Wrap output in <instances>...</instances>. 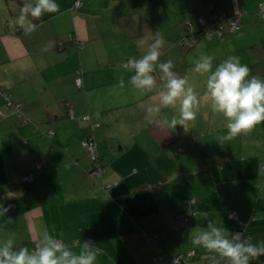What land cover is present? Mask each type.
Returning a JSON list of instances; mask_svg holds the SVG:
<instances>
[{"label":"crops","instance_id":"1","mask_svg":"<svg viewBox=\"0 0 264 264\" xmlns=\"http://www.w3.org/2000/svg\"><path fill=\"white\" fill-rule=\"evenodd\" d=\"M56 2L59 12L29 17L37 25L29 34L15 23L25 2L0 0V87L21 110L0 96V204L11 206L0 218V240L33 249L47 229L74 251L90 242L98 264H150L146 236H153L164 258L207 262L220 257L191 238L211 219L264 243V122L224 140L227 121L204 96L207 74L194 70L202 55L214 56V66L235 56L264 78V18L257 15L264 0H82L75 12L74 0ZM207 8L242 14L240 29L230 33L223 24L222 35L197 34L184 45L188 23ZM161 37L160 62L171 60L200 94L186 131L169 130L159 118L178 114L179 105L147 112L163 85L159 68L157 88L143 93L122 67ZM88 138L104 163L99 178L90 175ZM187 199L195 213L183 230Z\"/></svg>","mask_w":264,"mask_h":264},{"label":"clouds","instance_id":"2","mask_svg":"<svg viewBox=\"0 0 264 264\" xmlns=\"http://www.w3.org/2000/svg\"><path fill=\"white\" fill-rule=\"evenodd\" d=\"M59 11L56 0H26L15 23L30 34L36 31L37 25L29 17L38 19L45 13ZM146 43L145 39L138 42L139 45ZM164 44L162 37L156 38L139 59L129 60L126 67L132 70L131 84L143 93H150L157 88L154 72L159 68L163 85L147 112L159 115L162 108L179 105L178 114L159 118L169 130L175 129L177 125L185 129L187 122L196 119L201 104L200 94L189 86L186 78L173 71L171 60L160 62ZM214 59L212 55L200 56L194 70L202 75L207 74L204 96L212 110L227 121L223 139L230 141L264 122V78L252 76L249 66L242 64L235 56H229L215 66ZM10 207L0 204V218L5 217ZM7 221L11 222L12 217H7ZM191 243L217 254L226 264H251L264 256V243L248 242L241 234L231 233L211 219L204 229L191 238ZM98 255L90 242L84 241L80 250L74 251L58 241L47 229L33 249L17 248L14 238L0 240V264H98Z\"/></svg>","mask_w":264,"mask_h":264},{"label":"built area","instance_id":"3","mask_svg":"<svg viewBox=\"0 0 264 264\" xmlns=\"http://www.w3.org/2000/svg\"><path fill=\"white\" fill-rule=\"evenodd\" d=\"M82 0H74L72 9L77 10L81 8ZM208 14L206 17H199L197 19V22L194 26L192 24L188 23L189 26V32L188 35L181 41L184 45L189 46L191 45L197 36V34L201 35L204 38H210L213 35H222L223 34V24H226L227 30L230 33H236L241 27L240 22V16L242 14H236L228 16L226 12L223 10H217L213 8H207ZM258 16L260 18H264V2H261L259 4V10H258ZM129 61V60H128ZM128 61H125L122 64V67H126L128 64ZM78 75L75 77L74 81L77 86V88H80L82 85V77H81V71H77ZM0 96L4 98L6 103L8 105H13L17 115H21L20 105L18 103H12L9 94L6 92V90L2 87H0ZM0 114L2 116H5L6 112L0 111ZM83 120L90 122V115L86 114L82 117ZM83 146L86 150V153L91 159V169H90V175L93 178H99L101 177L103 173V165L104 163L97 157L96 153V142L92 138H88L83 142ZM27 179H30L28 177ZM95 186V185H94ZM103 189H108L110 187V184H101ZM186 207H187V214L181 221V228L183 230H186L189 225V217L194 215V210L192 209V205L194 204V199H187L185 201ZM231 216L238 221V223H241L240 218L238 214L232 213ZM256 214L252 213L248 220L253 221L255 219ZM233 233H239L243 237L244 232L242 228L239 230H235ZM61 243H63L62 240L57 239ZM146 240L148 241L149 245L151 246L152 250L154 251V256L150 264L156 263V264H226L224 260L221 258L218 259H211L210 261H204V260H195L194 262L190 261V256L182 259L180 256H176L173 258H164L163 254L160 253V243L159 240L155 237H149L146 236ZM161 261V263H160Z\"/></svg>","mask_w":264,"mask_h":264},{"label":"trees","instance_id":"4","mask_svg":"<svg viewBox=\"0 0 264 264\" xmlns=\"http://www.w3.org/2000/svg\"><path fill=\"white\" fill-rule=\"evenodd\" d=\"M18 1H19L20 3H21V2H22V3L26 2V0H21V1L18 0ZM22 3H21V4H22ZM72 5H73V4H72ZM72 5H71V11H74V12H75V11H78V10L80 9V8H79V9H77V10H73V9H72ZM219 10H220V11L223 10L224 12H226V10L223 9V8H222V9H219ZM257 13H258V11H257ZM226 14H227L228 16H231V15H230L229 13H227V12H226ZM257 15H258V14H257ZM235 222H236V221H235ZM251 264H264V256H261V257L259 258L258 261H252Z\"/></svg>","mask_w":264,"mask_h":264},{"label":"rangeland","instance_id":"5","mask_svg":"<svg viewBox=\"0 0 264 264\" xmlns=\"http://www.w3.org/2000/svg\"><path fill=\"white\" fill-rule=\"evenodd\" d=\"M257 19V18H256ZM259 20V19H258ZM261 21H262V19H260ZM225 26H226V24H225ZM248 37H249V34H248ZM87 114V113H86ZM90 115V114H89ZM259 126V125H258ZM256 127V126H255ZM255 127L252 129V130H254L255 129ZM264 129V128H263ZM260 131V130H259ZM253 132V131H252ZM254 134V133H253ZM253 136V135H252ZM227 216V215H226ZM234 221V220H233Z\"/></svg>","mask_w":264,"mask_h":264}]
</instances>
